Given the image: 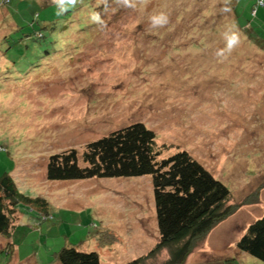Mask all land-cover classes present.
Returning <instances> with one entry per match:
<instances>
[{
	"label": "rangeland",
	"instance_id": "rangeland-1",
	"mask_svg": "<svg viewBox=\"0 0 264 264\" xmlns=\"http://www.w3.org/2000/svg\"><path fill=\"white\" fill-rule=\"evenodd\" d=\"M105 1L0 0V172L46 202L16 209L0 264H60L65 246L102 264L170 258L152 255V176L47 177L52 154L137 121L159 159L187 150L231 191L234 212L185 264H264L237 247L264 216V43L235 11L250 19L256 0Z\"/></svg>",
	"mask_w": 264,
	"mask_h": 264
},
{
	"label": "trees",
	"instance_id": "trees-1",
	"mask_svg": "<svg viewBox=\"0 0 264 264\" xmlns=\"http://www.w3.org/2000/svg\"><path fill=\"white\" fill-rule=\"evenodd\" d=\"M262 3L264 0H256L250 7V19L244 21L238 12L239 1L235 11L249 36L264 43V35L255 31L263 32L264 14H259ZM156 140L155 130L144 122L124 125L88 142L83 153L70 148L52 154L48 158L47 177L57 181L152 176L160 233L152 255L171 247L170 258L163 264H185L196 245L234 212V207L227 205L231 191L187 150L159 159L162 152ZM33 203L46 205L44 200L21 192L11 171L0 172V236L12 230L16 209ZM41 207L46 210L45 206ZM237 247L264 262V216L247 228ZM14 248V244L9 246L6 253L11 254ZM56 260L60 264H102L99 251H85L75 246L63 247ZM126 264H143V260L139 258Z\"/></svg>",
	"mask_w": 264,
	"mask_h": 264
},
{
	"label": "crops",
	"instance_id": "crops-1",
	"mask_svg": "<svg viewBox=\"0 0 264 264\" xmlns=\"http://www.w3.org/2000/svg\"><path fill=\"white\" fill-rule=\"evenodd\" d=\"M143 229H146V228H143ZM145 231H146V230H145ZM157 244H158V243H157ZM99 253H100V251H99ZM145 254H146V253H145ZM145 254H144V255H145ZM192 254H193V253H192ZM192 257H193V256H191V258H192ZM188 259H189V257H188ZM188 259H187V260H188ZM101 261H102V260H101Z\"/></svg>",
	"mask_w": 264,
	"mask_h": 264
}]
</instances>
